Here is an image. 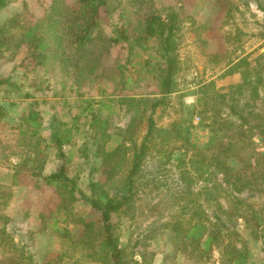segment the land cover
<instances>
[{
	"label": "rangeland",
	"instance_id": "rangeland-1",
	"mask_svg": "<svg viewBox=\"0 0 264 264\" xmlns=\"http://www.w3.org/2000/svg\"><path fill=\"white\" fill-rule=\"evenodd\" d=\"M64 1L73 4L77 0ZM112 3L115 4L113 13L108 17L103 13L108 34L112 33L114 24L121 25L127 20V17H121L122 12L133 11L121 7L120 0ZM155 3L161 8L177 6L182 30L177 50V86L167 95L165 104L156 109L154 118L159 127L169 131L174 123L179 122L177 127L181 131L188 129L192 144H186L180 150L178 147L184 141L176 138L178 135L173 130L168 135L163 131L156 134L150 156L137 178L133 203L113 218L120 244L129 264H221L219 250L208 262L197 261L196 257L181 251L180 231L190 226L195 211L205 220L208 215L214 216L220 206L229 207L231 204L232 191L222 194L214 189L206 194V189L217 185L220 175L215 164L217 148H208L211 133L198 98L205 91L209 95L229 93L233 85L243 80L242 70L238 67L242 61V67L248 66L252 73L249 77L251 84L261 78V98H255L251 85L232 94L246 108L249 119L245 132L241 130L239 134L236 129L237 148L245 149L234 163L255 183L240 196L261 210L263 223L256 233L240 218L238 230L251 253L250 264H264V178L252 176V171L261 174L264 167V160L259 166L253 158L254 152L264 153V134L261 132L264 128V0H155ZM7 4L0 12L1 23L19 15L23 24L30 25L45 15L52 0H8ZM129 56L125 45H117L105 57V64L112 68L114 79L106 80L108 93L102 98L117 108V112L110 114L109 110H104L102 117L108 119L98 132L84 124V115L79 118L81 128L75 132L72 143L66 146L68 157L57 159L54 149L49 147L44 174L52 173L66 161L69 176L84 193L90 194L91 181L105 180L102 168L95 170V166L102 164L97 150L107 133L111 135L106 144L109 149L126 139V147L119 154L123 162L119 176L126 175L133 142H142L148 123L146 115L137 112L143 110L144 100L121 105L120 99L124 95L149 100L161 97L150 71L153 64L149 70L142 71L140 66L132 67L127 62ZM142 58H135L134 62ZM21 59L22 53L13 50L0 57V78L10 76V82L14 84L0 85V106L5 109L0 127V229L4 227L5 218H9L7 230L10 233L7 236L0 232V258L25 252L32 254L38 264H99L89 258L90 250L83 239L79 241L84 232L83 221L98 223V213L80 195L69 205V199H64L42 178L24 171L16 173L15 164L22 160L17 126L29 102H39L37 108L42 112L44 122L42 134L49 139L53 115L71 121L83 106H87L86 99L101 96L95 87L88 85H74L62 90V78L57 69L42 67L39 74H31L26 70L27 66H21ZM120 64L122 66H117ZM124 65L127 68L119 74ZM35 81H42L43 88L31 97H25L37 86ZM212 106L215 105L210 108ZM213 111L211 109L206 116H211ZM136 116L143 117L137 131L123 137L122 133L127 132ZM253 124L257 128L251 131L248 127ZM249 159L253 162L251 167Z\"/></svg>",
	"mask_w": 264,
	"mask_h": 264
},
{
	"label": "trees",
	"instance_id": "trees-1",
	"mask_svg": "<svg viewBox=\"0 0 264 264\" xmlns=\"http://www.w3.org/2000/svg\"><path fill=\"white\" fill-rule=\"evenodd\" d=\"M114 1L116 0H77L73 4H66L64 0H52L45 15L30 25L23 24L19 15L0 22V57L12 50L21 52V66H27L25 68L29 70L28 73L39 74L42 67L54 68L62 78V90L67 87L71 89L74 85H88L95 87L98 96H101L86 99L87 106H83L71 121H64L53 115L49 139H45L42 134L44 122L42 112L37 108L39 102H29L17 126L22 160L15 164L16 173L24 171L33 177L42 178L47 184L53 185L64 199H69V205L77 201L80 195L98 213V223L83 221L84 232L79 241L83 239V243L87 244L90 250L89 258H93L99 264H129L125 249L116 234L113 218L133 203L137 194V178L150 156L156 134L163 131L168 135L173 130L178 135L175 137L184 141L182 146L178 147L180 150H183L186 144H192L188 129L181 131L177 127L179 122L174 123L173 129L169 131L159 127L154 118L156 109L165 104V98L174 92L177 86L176 74L179 66L177 50L182 30L180 11L175 5L158 7L155 0H120L121 7L132 8L133 11L122 12L121 17H127V20L121 25L114 24L112 33L108 34L105 31L103 13L106 17L113 13ZM7 3L8 0H0V12L8 5ZM124 3L128 5L125 6ZM150 42L151 44H147ZM117 45H125V49L131 55L127 62L132 67L137 65L144 71L149 70L150 64H153V69L150 71L157 81L161 97L154 100L137 99L130 95L121 97V105L144 100L143 110L137 112L142 111L146 115L147 132L140 144L132 140V155L125 176H119L123 166L119 154L126 147V139L114 149H109L106 144L111 135L105 133L104 143L100 144L97 150V156L102 164L95 166V170H98V167L102 168L105 180L91 181V193L86 194L78 187L75 179L69 176L66 161L52 173L44 174L46 152L52 147L57 159H66L68 157L66 146L72 143L75 132L81 128L78 124L79 118L84 115V124H88L98 132L108 119L102 117L104 110H109L110 114L117 112V108L102 98L108 93L106 80L114 79L112 68L105 64V57L110 53L111 48ZM135 58L142 59L135 63ZM238 67L242 70L243 80L233 85L229 93L215 92L209 95L205 91L198 98V103L203 106L204 119L208 121L206 126L211 133L208 148H217L215 164L220 175L217 185L212 189H206V194L213 192L214 189L222 194L232 191V198H229L231 201L229 207L220 206L214 216L208 215L205 220L202 214L195 211L190 226L183 227L180 231L182 244L179 249L192 258L196 257L197 261L208 262L214 252L219 250L221 264H250L251 253L238 230V219L242 218L249 223L256 233L263 223L261 210L255 209L240 196L255 183L245 170L234 163L236 157L245 149L237 148L239 142L235 134L236 129L239 134L241 130L245 132L249 119L246 108L242 107L232 95L237 90L246 89L251 85L255 98H261L259 92L261 78L255 81L258 83L251 84L249 77L252 73L249 67L243 68L242 61ZM124 68L127 66L124 65L119 74L124 72ZM6 83L14 85L10 82V76L0 78V85ZM34 84L37 86L34 87L33 92L26 93L25 97H31L33 93L43 88L42 81H35ZM212 104L215 106L210 108ZM211 109H214L213 114L206 116ZM4 115L5 109L0 106V127ZM142 119V116H136L122 136H127L129 132L135 133ZM255 128H257L255 124L248 127L251 131ZM263 129L261 132L264 134ZM253 154L255 162L260 166L264 160V153ZM252 163L249 159L250 167ZM252 176L264 178V167L261 174L252 171ZM8 221L9 218H5L4 227L0 229V232L7 236L10 235L7 230ZM57 223L58 220L55 221V225ZM56 229L60 231L59 227ZM17 254L0 258V264H38L32 254L25 252Z\"/></svg>",
	"mask_w": 264,
	"mask_h": 264
}]
</instances>
